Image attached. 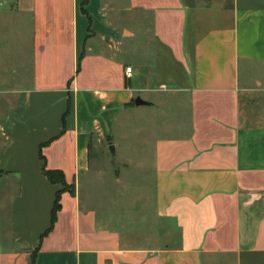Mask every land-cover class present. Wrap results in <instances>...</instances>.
I'll list each match as a JSON object with an SVG mask.
<instances>
[{"label": "crops", "instance_id": "crops-1", "mask_svg": "<svg viewBox=\"0 0 264 264\" xmlns=\"http://www.w3.org/2000/svg\"><path fill=\"white\" fill-rule=\"evenodd\" d=\"M6 5L0 264L37 248V264H264V0ZM43 143L74 185L44 237L63 185ZM109 145L126 169L152 162L150 191L112 170Z\"/></svg>", "mask_w": 264, "mask_h": 264}, {"label": "rangeland", "instance_id": "rangeland-1", "mask_svg": "<svg viewBox=\"0 0 264 264\" xmlns=\"http://www.w3.org/2000/svg\"><path fill=\"white\" fill-rule=\"evenodd\" d=\"M5 1L7 2L8 0H3L2 7L0 6L1 10H3L4 7H7ZM120 22H121V24H123L125 22L126 25L129 28H131V29L135 28L137 26L142 27V25H143V24H141L139 22V20H124V19H120ZM7 37H10V36H7ZM120 38L124 42V45L122 46L124 48V46H126V43L129 42V40L128 39H124L126 37L125 36L122 37L121 35H120ZM101 43H102V41L99 39V37H95V38L92 39L91 45L95 48V50H100ZM102 47L104 48V46H102ZM126 50L127 49L125 48L124 53L122 52L123 53L122 55L124 57H126L128 55ZM55 112L57 113L58 110H56ZM68 114L66 113L65 117H67ZM136 121H137V119H136ZM127 135H126V137H131L132 136L131 133H130V136H127ZM136 139H138V140L142 139L140 133L136 134ZM126 140L127 139L124 140L125 144H126ZM4 141H5V139L0 138V143L1 144L4 143ZM137 142H140V141H137ZM110 146L111 145H109V147H108L109 151L107 150V154H109L108 157L110 158L108 160H111V161L107 162V163H111L112 162V164H114V167L112 168V170L115 169V166H118V168L122 170L123 176L125 178L124 181L127 184L129 183L130 188H131L130 190L134 189V187H137L139 189H142L145 192L150 191V188L152 189V182H153V178H152V175H153V171H152L153 164H152V162L150 160H147L146 164L143 165L142 167L140 166L142 164H137V163L133 164V163H131L130 166L133 164L134 167H130L129 169H126L125 167H123V164L120 162L121 153H117V155H113V153L109 149ZM145 149H146L145 154H148V151H150V147L146 146ZM125 152L128 153V154H131L132 156H136V154H137L135 148H131V147H128ZM139 166H140V168H139ZM143 169L145 170V173H143L144 172ZM112 170L110 169L111 173H112ZM138 172L141 173V177H140V174H138ZM136 183H138V184H136ZM85 187H88V183H87V186H85ZM98 188H100V186H98Z\"/></svg>", "mask_w": 264, "mask_h": 264}, {"label": "trees", "instance_id": "trees-1", "mask_svg": "<svg viewBox=\"0 0 264 264\" xmlns=\"http://www.w3.org/2000/svg\"><path fill=\"white\" fill-rule=\"evenodd\" d=\"M86 1V0H85ZM83 54H81L80 56V60L82 58ZM45 144H41L40 146V157L43 160V173L47 176V178L52 182V183H60L63 185V189L58 190L56 192L55 195V200L53 203V207H52V211H51V224L49 226V228L45 231V233L43 234V237L45 235H47L55 226V223L57 221L58 218V213L62 208V203H61V199H62V193L65 190L70 191L71 193H74V185L73 184H68L66 178H65V174L62 170L60 169H49L47 168L46 165V157L42 152V147ZM39 248L35 249L31 255V261L30 264H37V254H38Z\"/></svg>", "mask_w": 264, "mask_h": 264}, {"label": "water", "instance_id": "water-1", "mask_svg": "<svg viewBox=\"0 0 264 264\" xmlns=\"http://www.w3.org/2000/svg\"><path fill=\"white\" fill-rule=\"evenodd\" d=\"M135 103H136L137 105H141V104H146L147 102H146L145 100H143L141 97H137V98L135 99ZM109 149H110V151H111L113 154H115V148H114L113 145H111Z\"/></svg>", "mask_w": 264, "mask_h": 264}, {"label": "built area", "instance_id": "built-area-1", "mask_svg": "<svg viewBox=\"0 0 264 264\" xmlns=\"http://www.w3.org/2000/svg\"><path fill=\"white\" fill-rule=\"evenodd\" d=\"M126 72H127V75L131 76L132 68L131 67H127L126 68Z\"/></svg>", "mask_w": 264, "mask_h": 264}]
</instances>
